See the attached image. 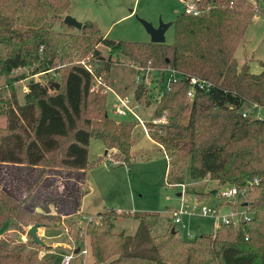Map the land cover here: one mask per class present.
Segmentation results:
<instances>
[{
    "label": "trees",
    "instance_id": "1",
    "mask_svg": "<svg viewBox=\"0 0 264 264\" xmlns=\"http://www.w3.org/2000/svg\"><path fill=\"white\" fill-rule=\"evenodd\" d=\"M68 7V0H0V76L7 79L17 69H28V77L57 76L46 84L29 81L22 103L12 92L0 101L5 117L0 128V264H45L24 257L23 245L2 239V230L59 226L60 218L79 216L90 140L114 150L115 163L131 160L134 125L109 119L104 93L90 92L91 74L70 64L71 56L90 54L93 73L105 82L112 61L99 56L98 44L138 68L172 69L213 85L188 102L187 82L181 79L153 100V117L166 112V123H147L146 134L166 159L165 185L182 184L186 171L191 180L206 178L238 190L253 179L257 184L249 188L256 192L249 222L220 226L212 235L188 241L175 233L151 237L156 214L133 216L137 227L124 235L111 231L121 215L98 213V222L85 227L91 264H264V120L241 117L244 106L264 111V73L249 74L233 58L256 9L246 0L212 1L206 15L177 16L173 41L165 45L103 39L89 22L71 34L74 29L60 18ZM47 10L51 17L45 28ZM54 24L56 32L50 30ZM21 79H8L9 89ZM144 90L137 85L133 99L140 102ZM149 98L142 103L148 105ZM7 167L16 171L8 174Z\"/></svg>",
    "mask_w": 264,
    "mask_h": 264
},
{
    "label": "rangeland",
    "instance_id": "2",
    "mask_svg": "<svg viewBox=\"0 0 264 264\" xmlns=\"http://www.w3.org/2000/svg\"><path fill=\"white\" fill-rule=\"evenodd\" d=\"M68 1L67 12L60 15L61 22L65 15L82 24L89 22L95 26L99 35L103 36V39L114 42L149 43V36L138 22V19L156 26L158 22L173 23L176 17L183 13V3L180 0ZM196 1L188 0V2L195 4L200 16H203L208 13L207 9L210 3L212 1L218 2L219 0ZM246 1L258 13L250 19L243 38L234 51L233 58L237 67L246 65L249 74L257 75L264 73V0ZM139 3H141V6H138ZM50 17L51 12L47 10V18L43 23L45 28L49 27ZM50 30L58 31V25L54 24ZM70 33L76 34V30L74 29ZM173 33V25H171L164 32L163 44L170 45L172 43ZM94 48L104 60L109 58L112 61L105 82L101 75L93 73L90 67V54L84 57L79 55L71 56L70 64L80 65L90 70L92 76L90 88L93 87L94 77H99L118 97L128 99L130 108L140 122L136 121L128 113L124 117L113 115V108L116 103L113 97L114 94L109 91L102 93L105 95L107 117L114 121L127 120L134 125L131 131V145L129 147V154L132 158L127 164L115 163L114 161L117 160L111 158L115 152L111 149H104L103 144L99 140L92 139L87 146L86 157L88 164L84 172V184L87 193L84 194L85 196L80 205L82 214L60 218L61 224L59 226L47 223L51 229L44 232L51 234L49 239L39 237V231H37V237L44 243V248L32 244L30 238L26 235L30 225L21 226L19 230L15 228L9 229L1 235L2 239L6 238L15 244L23 245L21 253L24 257L35 258L45 264H58L60 257L71 247L85 248L87 250L85 256H76L72 264H91L93 260L88 251L85 227L87 220L98 222L96 217L98 213L108 214L109 210H112L116 214L121 215L112 221L113 227L111 231L115 234L123 233L124 235H132L137 227V220L132 219L133 216L156 214L157 222L151 229V237L168 234L173 228L177 239L188 241L200 235H212L215 232L213 231V221L198 216V212L195 210V214L189 217H181V223L184 225V228L181 229L179 225L173 224L172 220V211L178 209L180 202H182L184 207H191L195 198L201 205L209 207L220 205L218 207L219 214H227L229 212H241L244 209V204L247 202L249 205L256 195L254 190H249L252 184H248L243 188L245 189L244 194L235 198L233 206L229 205V207L228 205L219 204L215 201V196L210 194V190L216 189L217 192L226 186H218L214 181H209L206 178L197 181L191 180L186 171L182 183L184 187L182 193H184L182 198L176 197L177 193L180 194L181 189L174 185H165L166 159L157 147L148 142L142 132L143 129L146 130L147 123H152V120L163 114L166 115V112H163L158 117H153L151 114L155 108L154 101H158L162 94L167 91V87H162L163 81L160 80V70L150 69L149 71L141 72L137 66L130 64L123 56L111 54L101 44L96 45ZM28 74V69H17L12 71L7 79L0 76V101L7 100L8 95L12 92L16 102L22 103V96L26 92V84L29 81L46 84L49 79H52V81L57 79V76L51 72L44 75L36 74L31 77H28ZM21 77L23 79L14 83L9 89L8 79ZM165 77L166 74L163 73V78ZM196 78L200 79L199 77ZM136 81L141 82L145 87L142 94L143 98L140 99V102L133 99L134 89L137 85H140ZM94 90L91 92L100 93ZM147 97L149 98V104L144 105L142 101L147 99ZM186 99L190 102L188 98ZM243 112L252 119L264 120V111L262 110L244 106ZM4 124L5 117L0 114V128L4 127ZM104 150L106 155H104ZM3 171H8L6 173L9 174L11 171L16 170L7 167ZM253 184L256 185L257 180ZM246 190L251 194H248ZM34 212V215H36L37 211ZM123 215L128 218L123 217ZM249 216L251 217L250 213ZM81 217H84V219H81ZM40 222L46 223L44 220ZM2 231H5V228ZM188 232L192 234V238L186 236Z\"/></svg>",
    "mask_w": 264,
    "mask_h": 264
},
{
    "label": "built area",
    "instance_id": "3",
    "mask_svg": "<svg viewBox=\"0 0 264 264\" xmlns=\"http://www.w3.org/2000/svg\"><path fill=\"white\" fill-rule=\"evenodd\" d=\"M183 3V14L190 17H199L200 13L196 9L195 4L188 2V0H180ZM200 10V9H199ZM84 69L91 74L90 70L86 67ZM151 68L142 69L139 68L138 70L142 71H149ZM157 71V70H156ZM163 73L166 74V77L163 78ZM159 75L162 77L163 85L162 87H167L166 90H168V86L170 83H173L175 81L185 79L187 82V90L185 93V97L189 99V101H192L193 96L196 92L203 91L207 92L212 88V83L203 79H198L196 77L192 76H185L182 75L175 70L172 69H165L160 70ZM93 81V87L90 88V92L93 91L95 88V92L99 91L100 93H106V91H109L113 93L108 86H106L103 81L99 77H94ZM143 78V77H142ZM141 80V79H140ZM142 81V80H141ZM138 84L141 82L136 81ZM114 94V99L116 103L114 104L113 108V115L118 117H124L126 113H128L130 116L136 119V121L140 122L136 116L134 115L132 109L130 108L129 101L125 97H118V95ZM135 101V100H134ZM242 118H246V114L242 112L241 114ZM151 124H165V114L161 115L158 118H155L151 121ZM143 131L146 133V130L143 129ZM256 183V179H253V182L249 183V185ZM176 187H179L181 189L180 197L182 198V191H183V184H177L174 185ZM245 192V189L238 190L235 187H223L220 190H218L214 196L217 200L224 202L225 204L232 205L237 196L243 195ZM233 206V205H232ZM230 207V206H229ZM197 210V215L202 218L211 219L213 221V230L215 231L220 226L229 225L233 228H238L240 224L247 223L251 220V217L249 216V213L251 215V211L249 209V205L247 202L244 204V209L241 212H229L227 214H219V210L216 207H209L205 205H199L198 201H195L194 204L190 207V209H186L182 202H180L178 209L173 213L174 219L173 222L175 224L180 223V219L182 216H190L192 214H195L194 211ZM81 219H84L81 217ZM91 220H87L86 224L90 222ZM181 228H183V225H181ZM188 237H191L190 234H187ZM246 240V237H245ZM78 249L77 254H73V250ZM87 253V250L85 248H79V247H71L63 256L60 257V260L58 264H72L74 258L76 256H85Z\"/></svg>",
    "mask_w": 264,
    "mask_h": 264
},
{
    "label": "water",
    "instance_id": "4",
    "mask_svg": "<svg viewBox=\"0 0 264 264\" xmlns=\"http://www.w3.org/2000/svg\"><path fill=\"white\" fill-rule=\"evenodd\" d=\"M138 6H141V3H139ZM138 22L142 25L144 31L149 36V43H152V44H163L164 32L169 26L172 25L171 22H168V23L158 22L156 26H153L150 23H147L140 19H138ZM62 23L66 26L72 27L76 31L80 30L83 27L82 23L75 21L73 18L69 17L68 15H65L62 18ZM54 85H55V89H58V85L57 84H54ZM37 230H38V225L36 224L31 225L27 229L26 235L30 238V240L35 245L45 247L44 243L40 241V239H38L37 237ZM173 233H174L173 230H171L170 234H173ZM77 253H78V249H74L73 254H77Z\"/></svg>",
    "mask_w": 264,
    "mask_h": 264
},
{
    "label": "crops",
    "instance_id": "5",
    "mask_svg": "<svg viewBox=\"0 0 264 264\" xmlns=\"http://www.w3.org/2000/svg\"><path fill=\"white\" fill-rule=\"evenodd\" d=\"M238 47V46H237ZM114 93V92H113ZM115 100V99H114ZM114 103H115V101H114ZM152 114V113H151ZM142 132H143V134L146 136V138L148 139V142H150L153 146H155V147H157L158 149H159V147H158V145L156 144V143H154L148 136H147V134L142 130ZM91 141V140H90ZM89 141V142H90ZM88 145H89V143H88ZM104 149H105V147H104ZM160 151V150H159ZM113 152H114V150H113ZM163 154V153H162ZM104 155H106L105 154V150H104ZM132 158V157H131ZM58 178H56V183L57 184H59V182H62V180L60 179V180H57ZM59 181V182H58ZM68 181V179H65L64 180V182H67ZM195 181V180H194ZM197 181V180H196ZM193 182V181H192ZM83 186H84V188H85V193L84 194H86L87 193V189H86V187H85V184H83ZM212 190V189H211ZM85 195H83L82 197H81V201H82V199H83V197H84ZM214 196V195H213ZM176 197H180V194L179 193H177L176 194ZM215 198V197H214ZM195 201H198L197 199H195L194 198V202ZM215 201L216 202H218L219 204H224V205H227V204H225L224 202L222 203L221 201H219V200H217L216 198H215ZM199 202V201H198ZM200 204V203H199ZM80 205H81V202H80ZM201 205V204H200ZM220 205H218V207H219ZM216 207V206H215ZM218 207H216L218 210H219V208ZM80 206H79V214H82L81 213V210H80ZM185 208L186 209H190V207H188V206H185ZM176 211V210H175ZM175 211H172V220L174 219V212ZM185 217H189V216H185ZM84 218V217H83ZM173 224H175L174 222H173ZM175 225H179V227L181 228V225H183L182 223H181V219H180V223L179 224H175ZM184 226V225H183ZM184 228V227H183ZM183 228H181V229H183ZM49 229H51V227H41V228H38V230L37 231H39V234H38V236L39 237H41V238H43L44 239V237H46L47 239H49V237L51 236V234L50 233H48V232H44V231H47V230H49ZM171 230H173V228H171ZM167 231V230H166ZM165 231V232H166ZM214 231V230H213ZM7 232V230H5V231H3L2 233L4 234V233H6ZM164 232V233H165ZM175 233V232H174ZM44 234H46V235H44ZM187 234H190L191 235V237L190 238H192V234L190 233V232H188ZM186 234V236H188ZM161 235H163V234H160L159 236H161ZM155 237V236H154Z\"/></svg>",
    "mask_w": 264,
    "mask_h": 264
}]
</instances>
